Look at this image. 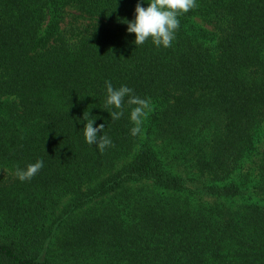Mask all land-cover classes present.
I'll return each mask as SVG.
<instances>
[{
    "label": "trees",
    "instance_id": "16d2710c",
    "mask_svg": "<svg viewBox=\"0 0 264 264\" xmlns=\"http://www.w3.org/2000/svg\"><path fill=\"white\" fill-rule=\"evenodd\" d=\"M138 2L0 0V264H264V0H196L167 48Z\"/></svg>",
    "mask_w": 264,
    "mask_h": 264
},
{
    "label": "clouds",
    "instance_id": "9594fccd",
    "mask_svg": "<svg viewBox=\"0 0 264 264\" xmlns=\"http://www.w3.org/2000/svg\"><path fill=\"white\" fill-rule=\"evenodd\" d=\"M196 0H150L147 8L142 6L141 2L136 4V17L128 23L127 31L135 33L134 43L136 46L143 45L149 38L157 46L165 48L172 45L175 39V32L179 29L178 15L187 13L190 9L197 7ZM107 89V99L104 109L114 108L121 110L127 98L128 105H134L130 119L134 124L131 129L133 136L141 131L143 118L147 116L146 109L149 108V102L133 94V90L127 86H121L114 89L110 81H105ZM109 111V110H108ZM111 119L118 120L123 115V111H109ZM84 119L87 121L84 127L85 140L89 145H96L98 150L103 153L106 148L113 146L111 139L103 133L105 125L100 124L94 127V121L88 122L84 113ZM42 160L29 164L26 169H17L16 175L20 181H30L43 168Z\"/></svg>",
    "mask_w": 264,
    "mask_h": 264
},
{
    "label": "rangeland",
    "instance_id": "374dc122",
    "mask_svg": "<svg viewBox=\"0 0 264 264\" xmlns=\"http://www.w3.org/2000/svg\"><path fill=\"white\" fill-rule=\"evenodd\" d=\"M260 146H261V145L259 144V147H260ZM256 156H257V155H255V156L253 157L254 161L256 160ZM251 158H252V157H251ZM251 158H250V160H251ZM249 163H250V162H249ZM249 163H248V162L246 163V167H245V168L248 167V168H250V169L252 170L253 167H251V165H250ZM261 202L263 203L264 201L261 200Z\"/></svg>",
    "mask_w": 264,
    "mask_h": 264
}]
</instances>
